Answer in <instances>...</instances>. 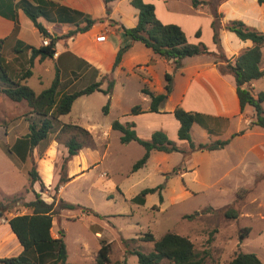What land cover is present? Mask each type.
<instances>
[{
  "label": "rangeland",
  "instance_id": "1",
  "mask_svg": "<svg viewBox=\"0 0 264 264\" xmlns=\"http://www.w3.org/2000/svg\"><path fill=\"white\" fill-rule=\"evenodd\" d=\"M200 1L209 5L213 12L219 0ZM177 5L183 14L189 13L192 7L190 0H178ZM202 19L205 29V19ZM2 56L8 60L13 53L7 47L2 49ZM8 61L13 67L12 61ZM22 62V68H28L27 60L23 58ZM262 66L264 68V59ZM34 72L41 76L44 86H49L55 74L54 69L45 71L44 65L40 64L36 65ZM106 76L104 81L109 83L112 76ZM124 81H127L126 99L111 101V95L106 98L94 92L76 100L70 115L63 117L69 124L79 125L93 136V145L83 150L91 169L62 185V191L60 187L56 192V186H51L44 187L41 192L47 203L56 201L58 213L53 217L52 235L58 238V230H64L68 262L94 264L101 240H106L111 243L113 261L139 264L138 256L127 254V250L149 253L153 251L154 243L143 241V237L151 233L158 240L170 232L188 237L204 259L203 264H230L240 252L254 253L264 263V128L251 127L236 119L226 130V123L218 124L211 120L210 133L196 124L191 131L196 145L228 139L229 144L221 150L194 151L187 155L155 151L143 168L132 172L133 165L143 156L145 149L135 141L123 144L122 134L112 129V123L116 120L123 122L131 115L134 106L139 105L145 110L148 104L140 91L144 84L139 78H118L117 91ZM28 82V86L37 92L46 88L41 87L37 78ZM87 84L86 80H81L74 90L85 88ZM260 92H264V78L258 82L255 94ZM108 104L109 112L105 113L104 107ZM171 105L169 103L167 108ZM262 106L264 109V103ZM24 107L25 117L31 119L26 103ZM247 114L255 119L253 107L249 106ZM214 129L218 133H214ZM235 132L242 135L230 138ZM168 135L180 150H190L188 142ZM70 136L55 132L35 148L40 158L46 159L45 150L51 144L60 145L56 161L60 174L64 163L60 159L61 150L66 147L65 142ZM142 138L149 139L144 135ZM80 139L83 140L82 137ZM11 142L0 134V199L12 210L10 216L24 215L31 212L23 206L24 200H33L35 196L28 169L19 162ZM34 167L39 173L38 167ZM40 170L42 172V167ZM39 175L43 180L45 175L42 173L43 178ZM62 175L68 176L67 167ZM37 183L39 185L40 182ZM159 186L163 187L161 192L148 194L144 205L132 202L144 189ZM161 195L163 202L160 201ZM19 199L22 200L20 206L14 202ZM62 200L91 208L94 212H84L82 208L60 209ZM229 209L238 212L237 219L225 216ZM186 215L194 217L187 219ZM246 228L250 232L241 240ZM1 232L5 233L3 229ZM9 252L10 255H6ZM17 252L11 240L0 246V258L18 256ZM161 264L170 263L164 260Z\"/></svg>",
  "mask_w": 264,
  "mask_h": 264
},
{
  "label": "crops",
  "instance_id": "2",
  "mask_svg": "<svg viewBox=\"0 0 264 264\" xmlns=\"http://www.w3.org/2000/svg\"><path fill=\"white\" fill-rule=\"evenodd\" d=\"M22 1H15L18 17L17 25L13 20L0 13V39L5 41L3 49L8 47L9 51H12L13 57L8 60L16 65L18 71L22 70L23 58L26 60L31 56V51H26L25 46L42 47L44 39L30 18L21 9ZM48 1H52L56 6L47 8L45 10L47 16L41 17L39 21L52 36L61 37L70 31L76 30L77 27H84L86 19H102V22L94 24L86 32H80L73 37L59 40L55 48L57 55H54L53 58H48L43 62L40 61L39 57L35 60L32 68L33 75L24 81L25 84H29L28 80L37 78L41 87L44 86L41 76L36 75L34 72L37 64L44 65L45 71L55 70L49 86H44L46 88L39 92L33 88L36 93L39 94L51 86L57 70H59L61 77L62 93L75 92L74 88L81 80L88 82L86 87L95 82L103 81L102 89H107L108 83L104 81V77L113 71L112 78L115 84L110 98L111 101L116 99V102H120L126 99L127 81H124L121 84L122 88L117 91L118 78L122 76L126 77L127 80L129 78H139L144 84V87L140 88L141 92L143 88H146L154 95H160L165 93V76L168 73L173 76V91L161 107V112H147L151 105V98L142 92L144 97L147 98L145 100L148 104L147 109L142 108L144 113L127 116L122 122L135 123V129L140 137L144 135L150 139L152 134L158 130L178 137L180 123L173 114L177 106H182L188 112L210 116L218 124L226 123L224 126L226 130L233 120L239 119L250 124L253 119L252 116L247 114L249 106L243 112L241 110L235 78L230 74H222L219 71L214 56L199 55L185 58L182 61V67L175 70L176 66L172 61L166 60L142 42L134 41L128 36L124 28L136 27L139 20V10L131 5V0H111L109 2H106V0ZM5 2V0H0V11H4L3 5ZM145 2L155 6L156 16L162 23L179 25L186 33L190 43L203 42L211 52H218L217 45L213 41L211 26L213 15L209 5L202 4L197 8L192 5L189 9L190 12L183 14L177 5L178 0H145ZM107 9L110 10L109 14ZM217 11L223 14V25L228 24L230 21L241 20L246 25L264 33V5H260L257 0H225L217 5ZM202 17L205 19V29L201 23ZM198 31L201 32L199 38L196 35ZM103 34H106V40L97 41V37ZM220 35L223 52L229 59H235L254 46L251 40L243 41L235 33L226 29L221 30ZM124 47L128 48L122 56L121 63L113 70L118 52ZM262 63L261 68H263ZM262 79L252 83L255 92L257 91L258 82ZM81 89H84V87ZM98 93L108 98V95L102 92ZM24 103L26 102L9 101V98L0 92V134L6 140L12 141V149L17 151L19 162L26 166L28 173L31 167L36 165L39 173L45 175L44 178L42 175L45 188L54 187L61 177L59 173L61 169L59 170L56 165L60 154V145L58 143L51 144L44 152V156L48 157L46 159L40 158L37 149H34L32 153L30 152L26 142L29 134V122L25 117ZM169 103L172 105L167 108ZM69 115L62 116V122L68 123L63 117ZM222 128H220V131ZM214 133H218V131L215 132L214 129ZM235 135L242 134L235 132L230 138ZM84 149L67 164L68 177L73 180L85 175L91 169L83 153ZM67 156L68 150L64 147L61 150L60 159L64 161ZM40 185L37 182L32 185L34 196L35 192H42ZM62 189L63 187H61V191ZM14 216L0 218V246L11 240L16 251H18L17 253L20 254L23 247L9 225V219ZM2 220L5 222L2 223ZM2 229L6 234L1 232ZM10 253L6 255H10Z\"/></svg>",
  "mask_w": 264,
  "mask_h": 264
},
{
  "label": "trees",
  "instance_id": "3",
  "mask_svg": "<svg viewBox=\"0 0 264 264\" xmlns=\"http://www.w3.org/2000/svg\"><path fill=\"white\" fill-rule=\"evenodd\" d=\"M5 1L3 5L4 11L2 10L0 13L13 20L17 25L16 0ZM109 1L111 0H106V2ZM190 1L195 8L206 4L200 0ZM222 1L225 0H219L217 5ZM257 1L260 5H264V0ZM131 5L139 10V20L136 27L131 29L124 28L128 36L134 41L142 42L146 47L152 49L154 53L159 54L166 60L172 61L177 69L182 67V61L185 58L199 55L214 56L219 71L222 74H230L235 78L236 92L242 112L247 106L254 108L255 119L249 125L251 127L260 126L264 128V109L262 106L264 103V92L256 95L252 86L254 81L264 78V69L261 68L264 48L263 32L246 25L241 20L230 21L228 24L223 25V14L215 9L212 12L213 21L211 26L213 29V41L217 45L218 52H211L203 42H199L198 44L190 43L186 33L179 25L162 23L156 16L155 6L153 4L146 3L145 0H131ZM55 6V3L48 0H23L21 2V9L30 18L42 36L50 39V44L39 48L26 45V51H31V56L26 59L28 68H22V70L18 71L13 62V67H10L9 62L3 58L2 49L5 41L0 39V92L14 102L25 101L27 103L30 109L29 118L31 119L26 118L29 122V134L27 135L26 142L31 153L40 143L46 141L55 132L58 135H71L65 142L68 156L64 159L62 165L63 172L67 167L66 163L74 156L79 155L83 148L93 145V136L90 131L79 125L62 122L61 117L68 115L72 111L75 101L82 96L90 95L94 92L111 95L115 82L111 77L107 89H102L103 81H100L72 93H62L61 77L59 70H57L51 86L39 94L24 83L25 80L33 75L32 68L38 57L41 62L54 57L56 44L59 40L73 37L80 32H86L94 24L102 22V19H86V25L84 27H77L76 30L70 31L61 37L52 36L39 19L47 16L45 11L47 8ZM107 13H110L109 9H107ZM223 29L235 33L243 41L251 40L254 46L235 59L227 58L221 45L220 33ZM196 35L199 38L201 32L198 31ZM127 48L124 47L118 52L113 70L121 63L122 56ZM112 72L109 75L112 76ZM104 78H107V76ZM165 79L164 94L154 95L148 89H142V92L151 98L149 108V112L151 113H160L161 107L168 95L173 91V76L167 73ZM104 112H109V104L104 107ZM141 113H144V111L139 105L134 106L131 110V115H139ZM173 114L180 123L178 139L189 143L190 150L188 152L180 150L175 146L164 131H155L150 139H143L135 129V123H122L119 120L112 123V129L122 134L121 142L123 144L135 141L145 149L143 156L133 165L132 172L143 168L154 151L168 154L183 152L187 155L194 151L221 150L229 144L230 140L228 139L196 145L191 135L193 125L198 124L211 133L212 130L209 127V122L213 119L201 113L188 112L182 106H177ZM81 137L83 140L80 139ZM62 172L60 174V180L55 187L56 192L59 191L62 185L73 180L68 176L62 175ZM29 175L31 184L40 182L41 191H43L45 187L44 182L34 166L30 170ZM162 189V186L144 189L132 199V202L144 205L146 202L145 198L148 194H153L157 191L161 192ZM160 201L163 202L162 195L160 196ZM14 202L18 206L22 204L21 199ZM14 202L12 201V203ZM7 205H5L3 199H0V218L4 216L9 217L12 213V210ZM23 206L31 212L24 215H15L9 219V225L23 247V251L18 256L0 258V264H73L68 262L69 254L64 230H58V238L52 235V229L54 227L53 217L58 213L55 199L53 202L47 203L43 200L41 193L35 192V199L30 202L24 200ZM59 208L64 210L82 208L84 212H94L91 208L64 200L61 201ZM225 216L230 219H237L239 215L236 210L229 209L226 211ZM193 217V215L185 216L187 219H192ZM249 232V228L244 229V233L241 234L240 239L243 240ZM142 240L153 242V251L143 253L137 249L132 251L127 250V254L138 256L139 264H161L164 260L169 261L170 264H203L204 262V259L196 252L193 242L186 236L169 232L156 240L153 234L147 233ZM111 247V243L106 240H101V246L94 264H125L123 261H113L111 259ZM230 264L264 263L254 253L240 252L232 259Z\"/></svg>",
  "mask_w": 264,
  "mask_h": 264
},
{
  "label": "built area",
  "instance_id": "4",
  "mask_svg": "<svg viewBox=\"0 0 264 264\" xmlns=\"http://www.w3.org/2000/svg\"><path fill=\"white\" fill-rule=\"evenodd\" d=\"M106 40V34L100 35L97 37V41L102 42ZM50 44V39L49 38H44L42 41L43 46H48ZM57 55V53H55Z\"/></svg>",
  "mask_w": 264,
  "mask_h": 264
}]
</instances>
